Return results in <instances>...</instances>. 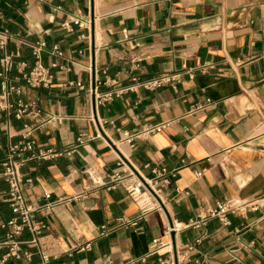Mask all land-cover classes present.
<instances>
[{
    "label": "crops",
    "instance_id": "0c3cea01",
    "mask_svg": "<svg viewBox=\"0 0 264 264\" xmlns=\"http://www.w3.org/2000/svg\"><path fill=\"white\" fill-rule=\"evenodd\" d=\"M71 19L83 26L72 23L66 32L61 25ZM3 29L26 43L45 42L41 63L53 75L49 88L25 85L22 72L34 62L28 46L8 42L0 50V57L13 55L7 79L21 91L9 102L35 101L44 121L33 133L36 143L69 153L22 167L32 179L24 185L29 203H43L44 192L51 193L50 201L71 198L48 216L35 215L46 227L39 242L51 264H158L198 238L191 258L204 256L202 264H264V208L229 215L225 228L212 220L164 234L170 221L186 224L219 203L239 204L264 193V0H0ZM54 46L57 53L50 54ZM166 73L182 78L100 100L128 87L132 77ZM208 100L204 109L190 112ZM166 121V129L146 139L122 142L124 131ZM22 125L12 110L0 115V163L7 146L19 141ZM81 133L97 137L79 146ZM88 167L105 179L114 173L147 179L154 167L173 170L175 177L160 185L162 211L143 220L121 187L81 194ZM7 189L0 180V222L14 217L1 199ZM119 218L136 226H121ZM153 239L168 246L149 254ZM23 250L29 259L1 264H40L35 249ZM5 253L0 249V260Z\"/></svg>",
    "mask_w": 264,
    "mask_h": 264
},
{
    "label": "built area",
    "instance_id": "2783aa9c",
    "mask_svg": "<svg viewBox=\"0 0 264 264\" xmlns=\"http://www.w3.org/2000/svg\"><path fill=\"white\" fill-rule=\"evenodd\" d=\"M77 24L79 27L83 26L82 20L65 21L62 23L61 28L66 32H71V24ZM124 38L127 39L126 31H123ZM8 42H13L17 46L26 45L31 51V55L34 59L33 65L27 72H22V78L25 85L29 88H49L53 75L49 68L45 67L41 63L42 54L46 51V44L42 40H37L33 43H26L22 37L17 33H11L6 29L0 30V50H3ZM136 48H139V44H135ZM57 47H52L50 54H56ZM18 55V53H16ZM139 59H131V63L138 62ZM14 65L13 55L3 54L0 57V115L6 111H13L14 117L23 122L22 128L19 131V141L7 146L6 155L0 163V180L7 184V192L1 196L3 202L7 203L10 210L14 214V217L0 222V229L5 231V238L0 241V249H6L4 257L0 260V264L6 259L20 260L22 258L29 259L30 253L23 250V246L27 248H33L40 257V264H51V258L40 247V236L46 228L44 224L37 222L35 215L42 213L44 216L50 215L54 209L68 202L71 198H59L55 201H50L51 193L44 192V202L41 204L29 203L24 195V185H30L32 179L24 177L22 173V167L33 160H47L54 157L69 154L68 152H56L53 149H44V147L38 145L33 138V133L41 125L42 112L37 106L35 101H29L23 103L17 101L16 105L11 104L10 98L14 94H20L21 91L18 88L10 85L7 74L12 70ZM135 67L138 65L135 64ZM134 68V67H133ZM206 67H200L204 70ZM189 78H193V73L188 72ZM182 76L181 73H166L159 75L151 79L141 80L138 77L131 78V84L123 89H119L114 93L103 95L101 101H110L112 97H118L124 92L133 91L136 88L145 90H154L168 85L179 83ZM211 104L208 100L205 105L195 104L192 106L190 112H197L204 109ZM170 125L169 121L154 124L144 125L138 131L123 132L122 142L131 144L137 139H146L150 135L166 129ZM97 136H90L81 133L77 139L76 144L82 146L88 141L95 139ZM152 176L150 178H137L134 181L132 179V173L128 176H122L114 173L105 178L100 176L94 169L86 168L83 170V175L86 181V188L81 193H85L91 190H114L121 187L128 196L132 199L140 215V219H145L148 214L154 211L161 210L164 207L163 198L161 195V184L168 183V177H175V171L168 170L164 167H154L152 170ZM76 195L78 197L79 195ZM73 198V197H72ZM75 198V197H74ZM264 208V193H261L255 197L243 201L239 204H233L228 202L219 203L213 208H207L203 214L196 215L193 219H190L186 224H177L174 221H170L164 227V234L170 236L171 233L193 228L199 229L205 227L210 221L218 220L221 227H228L230 225L229 215H233L240 212H256ZM121 226H136V221H128L124 218L117 219ZM102 232L100 235L106 234L105 227H101ZM28 234L27 240H21L20 237L24 234ZM200 243V238L195 239L192 243H188L184 246V250L180 252L175 259H159L158 264H185L193 261V264H202L205 261L203 256L201 260L191 258L192 253L195 251L196 246ZM168 245L160 242L159 239H153L149 245V254H158L162 249ZM85 249L89 248V244L84 246Z\"/></svg>",
    "mask_w": 264,
    "mask_h": 264
}]
</instances>
